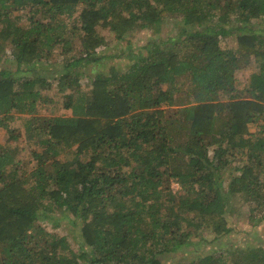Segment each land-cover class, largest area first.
I'll return each mask as SVG.
<instances>
[{"label": "trees", "instance_id": "obj_1", "mask_svg": "<svg viewBox=\"0 0 264 264\" xmlns=\"http://www.w3.org/2000/svg\"><path fill=\"white\" fill-rule=\"evenodd\" d=\"M167 19L177 36L84 77L100 28L122 41ZM1 59L18 68L0 67V128L20 117L26 146L0 142V264H163L215 241L176 264H264L262 240L221 242L236 204L264 221V0H0ZM53 88L71 115L40 113ZM66 210L79 253L40 223Z\"/></svg>", "mask_w": 264, "mask_h": 264}, {"label": "rangeland", "instance_id": "obj_2", "mask_svg": "<svg viewBox=\"0 0 264 264\" xmlns=\"http://www.w3.org/2000/svg\"><path fill=\"white\" fill-rule=\"evenodd\" d=\"M167 20V22L162 23L161 31L159 33L153 34L152 29L137 30L136 32L132 33L131 36L122 41H119L115 37V35H111L107 29L103 30L100 28L99 34L106 36V38L108 39L107 46L102 47L100 50L102 54H106V57L101 58V63L103 65L100 68L97 66L92 67L91 65H89L87 68H83L82 71L85 74L84 77L88 80L89 77L94 76L95 72H98V70H102V67L105 71H108L111 66H116L119 69H125L127 66H129V60L128 58H126V56L131 52L140 53V51L146 54L147 51L144 46L145 44H147L149 39L153 38L154 40L159 41L160 39H167L169 37L177 36L179 33V27L177 24H175L176 21L172 19ZM233 25L234 24H229L228 27L233 28ZM234 39L235 38L233 36L229 37L228 41L223 42V45L226 44L225 42H229L232 46H236V42ZM59 51H61L60 48L57 49V52ZM121 53L125 54L123 58L116 57L115 54ZM60 62L61 60L58 62H53L54 64H50L48 62H40V65H38V72L44 74L45 76L51 75L52 72H61L63 70V64H60ZM23 66H20V68H23ZM0 67H8L14 70L18 68V65L13 59H1ZM248 74L249 73L240 75L238 77L237 84H240L244 80H246ZM53 80L55 82V79ZM44 93L49 94L51 100L45 105H42V107L40 108L41 114L47 116L71 115L70 110L64 107V92L58 91L56 88H53L51 89V91H45ZM251 129L254 131L256 129L255 125H251ZM24 135V124L23 120L20 119V117H17L10 122L9 130L0 128V142L17 144L22 149L26 146V143L23 140ZM30 148L31 147H28L27 149H25L26 152L21 154V157H23L26 161L31 158V155L29 154ZM231 169L232 168L228 169L227 174L231 171ZM171 187L175 192L181 190L180 184L176 180L172 181ZM232 209L234 212L229 214V217L232 224L237 226V230L233 231L229 236L221 239V242L231 243L235 246L246 247L247 245H255L260 240H262V244L264 245V221L261 222L258 226L254 227L248 223L247 206L239 207L238 204H236L234 207H232ZM64 212L65 214L60 213L56 215L58 221H55V223L47 217L40 223L46 226L47 230L49 231L67 235L69 240L72 242L73 250L79 253L81 251V239L79 237V226L81 224L78 223L74 225V223H72L73 221L75 222V214L73 215L70 210H66ZM205 236L209 237L210 235L205 234ZM194 239L198 241V238ZM218 242L219 241L211 243L201 242L198 244L190 245L189 247L185 248V250L178 251L174 259H168L163 264H176V261L178 260H183V262H185L187 260L196 258L200 253H210L214 251L216 247H218Z\"/></svg>", "mask_w": 264, "mask_h": 264}]
</instances>
